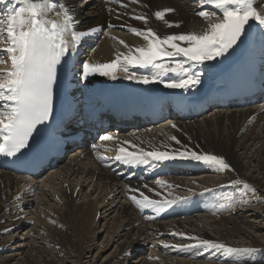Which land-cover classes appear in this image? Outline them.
<instances>
[{
	"label": "bare ground",
	"instance_id": "6f19581e",
	"mask_svg": "<svg viewBox=\"0 0 264 264\" xmlns=\"http://www.w3.org/2000/svg\"><path fill=\"white\" fill-rule=\"evenodd\" d=\"M66 2L69 7L75 9L76 18L80 21L78 30L97 29L110 23L103 32L104 37L95 36L96 32L87 36L91 39L89 47L91 54L83 53V58L77 65L79 74L85 60L93 64L108 63L115 59L117 54L127 53L128 49L120 44L119 40L125 41L130 46H143L146 42L130 31V26L136 28L143 24L142 21L135 19L138 15L147 14L148 26L163 37L205 30L209 21L196 14L201 10L217 11V15L220 14L213 6L202 5L200 0H138L137 3H132L131 0H95L89 5L84 2L83 5L80 0H66ZM256 4L258 11L264 13V0H256ZM13 6H19L16 0H0V16ZM165 8L174 9L173 12L165 15V20L173 22L171 27L153 15L155 11ZM177 22L179 27L175 26ZM212 22H215V18ZM250 25L246 27L241 41L233 49L224 56L205 62L212 64L211 70L216 75L223 74V67L245 55L250 60V64L244 69L243 75H253L256 79L264 76L263 49H258L250 43L256 33L264 37V28L257 27V24L253 23ZM255 52H258V58ZM0 68L7 69V66L0 64ZM135 70L140 75H150L151 71H155L151 68L128 67L129 72ZM124 77L125 73L117 72V79L114 81L137 82ZM108 79L110 78L98 74L89 76L77 88V95L88 93L94 83ZM263 82L264 80L261 83ZM173 123L176 125L175 128L160 125L153 127L151 132L143 133V136L151 138L145 143L148 144L153 140L162 146L179 145L176 142L179 140L194 148L197 153L223 156L234 170L219 172L212 166L200 167L189 171L188 176H193L170 175L157 180L163 182L159 184L146 178L122 177L120 173L112 175L106 171L108 169L106 164L104 169H100L89 160L79 161L77 155L82 151L78 150L72 154L71 157L74 158L72 161L64 163L55 174L40 182V189L25 178H15L11 173L0 171V264H68L71 260L81 264L80 261L84 257L92 254L99 239H102L103 254L114 246V251L104 259L108 261L105 264H125L127 259L132 262L137 255L142 258H138L135 263L146 264L147 255L144 256L141 252L143 247L140 249V245H146L148 242L142 238L143 234L148 233L147 231L144 233V229L148 226L144 221L147 213L133 203L130 199L132 195L141 198L140 193H144L153 200L160 197L162 200L180 199L188 194L226 183L231 186H243V183L232 184L234 180L247 182L254 187L264 186L262 181L264 179V107L220 111L199 120L184 122L176 120ZM173 136L176 140L171 139ZM254 163L258 164L256 170H252ZM118 177L120 179L122 177V183L117 179ZM80 183L83 189L78 196H75L76 188ZM21 186L29 193L28 200L24 205L22 204L23 215L17 211L12 212V208L9 212H4V204L17 200L16 195ZM132 189L137 191L132 192ZM37 191L41 194H37ZM36 196L37 199L34 198ZM217 196L219 197L216 198ZM236 197L239 205L243 196L237 193ZM232 202L229 188L219 189L210 195L200 196L187 202L184 205L185 209L171 220L161 221L152 215L148 216L152 224L149 226L158 240L166 239L170 243L169 247H177L184 250V253L193 251L198 255L201 251L210 253L211 258L216 259L217 255L222 257L223 255L214 249L204 247L200 249L199 240L205 239L224 243L229 247L253 249L251 260L241 259L246 255L236 256L235 260L241 259L242 264H256L257 259L264 260L262 255L264 224L255 221L254 218L252 220L246 217L249 220L242 216H233L229 214V209H225L227 211L224 214L220 213V218L215 219L217 211ZM24 207L31 210L24 212ZM39 208L42 210L38 211ZM256 212L260 213L261 210L258 209ZM243 225L249 227L243 229ZM35 239L40 242L34 245V242H37ZM187 245L192 247H186ZM147 247L144 251L152 253L153 251ZM135 250L139 251L135 252ZM101 253L98 259L95 256L96 259L92 264L99 263ZM65 258L69 261H65ZM170 262L166 258L163 264Z\"/></svg>",
	"mask_w": 264,
	"mask_h": 264
},
{
	"label": "snow or ice",
	"instance_id": "6c2138e0",
	"mask_svg": "<svg viewBox=\"0 0 264 264\" xmlns=\"http://www.w3.org/2000/svg\"><path fill=\"white\" fill-rule=\"evenodd\" d=\"M131 2L137 3L138 0ZM200 3L213 6L220 13L217 15V11L203 10L196 13L209 21L205 30L161 37L148 26L147 14L138 15L135 19L142 21L145 27L138 29L130 26V31L146 43L135 47L119 40L128 49L127 53L117 54L108 63L93 64L84 61L81 65L82 78L87 79L98 74L115 80L117 72H123L125 79L143 84L161 83L172 89L195 88L201 82V73L193 71L194 68L224 56L233 49L241 41L250 23L254 22L264 28V13L258 11L256 0H200ZM16 4L19 6L9 7L0 16V41L5 43L0 51L7 55V60L0 58V64L10 61L9 68H0V155L9 157L28 149L38 125L45 124L53 115L58 66L69 53L77 50L85 37L98 31L96 28L78 30L80 21L76 18L75 9L69 7L66 0H16ZM173 11L174 9L165 8L155 11L153 15L171 27L173 22L165 20V15ZM214 18L215 22H212ZM175 26L180 25L177 22ZM129 66L151 68L155 71L151 75H138L129 72ZM170 73L175 74V78L165 80L164 77ZM171 126L176 127L175 124ZM100 139L110 141L114 138L104 135ZM171 139L176 140V137ZM176 142L180 143L179 140ZM177 157L201 162L219 172L234 170L223 156L195 151H182L172 155L167 151H145L142 148L129 151L128 148L120 146L115 159L125 164L138 165L147 164L150 160L166 161ZM231 183H243L244 189L253 194L257 191L247 182L234 180ZM140 197H130L140 209L152 208L159 211L177 202L176 199L153 200L144 193H140ZM199 244L224 256L240 251H254L205 239H200Z\"/></svg>",
	"mask_w": 264,
	"mask_h": 264
},
{
	"label": "rangeland",
	"instance_id": "374dc122",
	"mask_svg": "<svg viewBox=\"0 0 264 264\" xmlns=\"http://www.w3.org/2000/svg\"><path fill=\"white\" fill-rule=\"evenodd\" d=\"M95 0H83L84 4L86 5H89L91 2H93ZM79 3V1H78ZM83 4V3H82ZM83 4V5H84ZM251 26V25H250ZM257 165L258 164H253L252 165V170H256L257 169ZM215 177V176H214ZM215 178H219V177H215ZM192 179V178H190ZM262 181L264 182V179H262ZM254 187V186H252ZM261 187H264V186H255L254 188L257 190L255 193L256 194H253L250 190H244V192L242 191L241 192V196H243L241 198V202L240 204L238 205V201L235 200L233 203H232V207H235V206H239L240 208L236 210V213L235 215H233L232 213L229 212V214H232L233 216H242L244 217V219H249L251 218L252 220L255 219V221H258V222H261L262 224H264V188L261 189ZM260 190V191H259ZM262 196V197H261ZM237 198V197H236ZM44 198H42L43 200ZM261 199V200H260ZM46 200V199H45ZM248 200V201H247ZM260 201V203L258 202ZM252 205V206H251ZM231 207V206H230ZM260 209L261 212L260 213H257L256 211ZM42 210V208H39L38 211ZM230 210V208H229ZM37 211V212H38ZM249 215V216H248ZM31 217V216H30ZM246 217H249V218H246ZM258 217V218H257ZM254 218V219H253ZM32 219V217H31ZM30 219V220H31ZM250 220V219H249ZM246 227H249V226H246V225H243L242 228L243 229H246ZM148 232V233H145V232ZM150 232L151 230L147 227V229L145 228L144 229V233L142 238H144V240H148V242H151V238H150ZM156 236V235H155ZM136 237H134L135 239ZM150 238V240H149ZM36 240V239H35ZM37 242L35 243L34 242V245L37 244L38 242H40V240H36ZM101 241L102 239H99L96 243V248H94V250L92 251V254L90 255H87L86 257H84L80 262L81 264H92V262L95 261L96 257L98 259V257L100 256V253H101V250H102V247L101 246ZM170 244V243H169ZM141 247H143L142 249H144V245H141ZM147 247V246H146ZM173 247V246H171ZM138 248V247H136ZM177 248V247H175ZM179 249V248H178ZM200 249L202 250L203 249V246L200 245ZM107 251V250H106ZM114 251V246H112V248H110V250H108L107 253H101V257H100V260H99V263L103 262L104 259L106 258V256H109V254ZM184 251V250H183ZM148 252V251H147ZM146 252V253H147ZM186 253H189V254H196V252H193V251H189V252H186ZM199 254H203L202 256H198L196 259H190L189 257H181L179 260L177 261H174V260H170V264L171 263H174V264H242L240 263L241 259H245V260H251L253 258V253L252 251L251 252H248L247 251H240L239 254H230L229 256H222L220 257V255H217V258L215 259V257L211 258V255L210 253H206V252H199ZM206 254V255H205ZM208 255V256H207ZM235 255V256H234ZM240 255H246L245 258H241L239 260H235V257L236 256H240ZM262 255L264 256V252L262 253ZM96 256V257H95ZM138 256V255H137ZM232 256V257H231ZM94 257V258H93ZM139 257V256H138ZM138 257L135 256L134 260H132V264H136L135 262L138 260ZM247 258V259H246ZM68 259V258H67ZM214 259V260H213ZM93 260V261H92ZM65 261H69L66 260L65 258ZM130 259L128 261V264L130 263ZM236 261V262H235ZM262 261V262H261ZM259 260L257 259L256 260V264H264V260ZM108 262V261H107ZM106 260L103 262V264L107 263ZM98 263V264H99ZM130 263V264H131ZM68 264H79V262H76L74 263L73 260H71L70 262H68ZM123 264V263H122ZM140 264H143L140 263ZM146 264H150V263H146ZM244 264V263H243ZM249 264V263H248Z\"/></svg>",
	"mask_w": 264,
	"mask_h": 264
}]
</instances>
